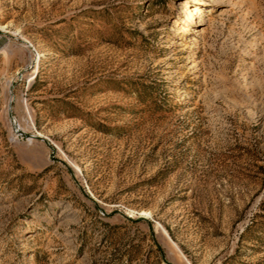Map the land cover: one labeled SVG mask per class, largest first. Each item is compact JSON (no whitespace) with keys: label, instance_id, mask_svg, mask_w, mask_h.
<instances>
[{"label":"rangeland","instance_id":"374dc122","mask_svg":"<svg viewBox=\"0 0 264 264\" xmlns=\"http://www.w3.org/2000/svg\"><path fill=\"white\" fill-rule=\"evenodd\" d=\"M0 264H264V0H0Z\"/></svg>","mask_w":264,"mask_h":264},{"label":"water","instance_id":"95a60500","mask_svg":"<svg viewBox=\"0 0 264 264\" xmlns=\"http://www.w3.org/2000/svg\"><path fill=\"white\" fill-rule=\"evenodd\" d=\"M15 131H16L17 133H22V132H23V130H22V129H19V127H16V128H15ZM29 136H30V137H34V136H36V135H35L34 133H30Z\"/></svg>","mask_w":264,"mask_h":264}]
</instances>
